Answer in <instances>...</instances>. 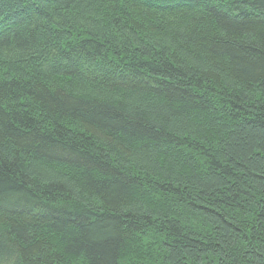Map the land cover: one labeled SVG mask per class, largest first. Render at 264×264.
<instances>
[{
	"label": "trees",
	"instance_id": "trees-1",
	"mask_svg": "<svg viewBox=\"0 0 264 264\" xmlns=\"http://www.w3.org/2000/svg\"><path fill=\"white\" fill-rule=\"evenodd\" d=\"M0 264H264V0H0Z\"/></svg>",
	"mask_w": 264,
	"mask_h": 264
}]
</instances>
